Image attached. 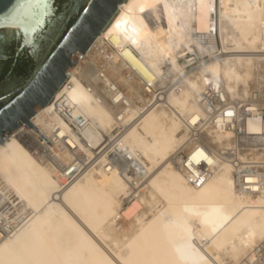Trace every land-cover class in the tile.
Listing matches in <instances>:
<instances>
[{"label":"bare ground","instance_id":"obj_1","mask_svg":"<svg viewBox=\"0 0 264 264\" xmlns=\"http://www.w3.org/2000/svg\"><path fill=\"white\" fill-rule=\"evenodd\" d=\"M195 51L215 56L157 93ZM263 63L264 0L121 4L32 127L0 145V264H228L224 255L264 264V191L238 190L231 168L215 171L200 147L189 170L172 162L196 131L210 148L230 145L231 133L198 99L209 87L244 101ZM55 102L72 123L84 119L81 135ZM41 145L64 164L78 155L93 161L65 186L66 173ZM112 154L135 160V170L108 167ZM199 162L207 172L194 168Z\"/></svg>","mask_w":264,"mask_h":264},{"label":"built area","instance_id":"obj_2","mask_svg":"<svg viewBox=\"0 0 264 264\" xmlns=\"http://www.w3.org/2000/svg\"><path fill=\"white\" fill-rule=\"evenodd\" d=\"M257 76V84L252 87L244 101L230 100L223 97L219 90L209 87L201 94L198 104L206 110L211 123L220 124L222 130L231 133L230 145L224 148H210L203 132L196 131L189 138V146L178 152L172 159L173 164L181 172L183 167L189 170L188 166L191 163L189 154L193 149L200 147L213 157L215 171L225 164L231 168L238 190L246 194H258L264 191V70L258 71ZM153 103L148 104L147 108ZM55 110L72 126L77 135H81L80 129H84L86 124L83 118H78L72 123L69 112L60 102L56 103ZM249 123H257L259 131L249 130ZM26 142L29 141L26 140ZM40 150L44 151L61 172L66 173L67 185L85 171L93 161V159L85 161L81 155H78L69 164H64L43 145ZM108 158V167L117 166L124 172L135 170L137 165L135 160L132 161L129 157L125 158L122 155L112 154ZM193 166L200 172H207L202 162ZM190 183L198 185L196 181H190ZM257 251L263 256L262 261H264V242Z\"/></svg>","mask_w":264,"mask_h":264},{"label":"water","instance_id":"obj_3","mask_svg":"<svg viewBox=\"0 0 264 264\" xmlns=\"http://www.w3.org/2000/svg\"><path fill=\"white\" fill-rule=\"evenodd\" d=\"M73 1L76 9L81 5L88 6L86 0ZM126 2L127 0H107L98 15L81 19L75 28H73V23L67 30L70 20L77 15L73 11L65 28L50 50L58 52L56 47L58 43L65 46L63 55L59 56L57 61L60 71L57 74L55 86L42 93L38 102L26 103L25 107L21 109L20 118L13 125H9L3 131H0V145H3L5 141L9 142L8 137L22 125L27 130L32 127L30 118L53 101L57 92L68 81L71 70L80 58L86 54L96 39L110 26L119 13V6ZM17 3L21 6L18 20L15 23L5 24L4 27L0 28V35L4 37V40L0 42V59L5 58L2 53L7 47L11 45L17 47L18 43L22 47V52L28 50L31 53L34 48H37L41 57H43L74 4L71 3V0H0V15ZM13 33H18V40L12 39ZM64 37H67V39L65 40ZM3 67L4 64H0V73ZM35 68L36 64L34 71ZM18 76V74H8L4 79L0 77V94L3 92L7 94L25 84L22 87L24 88L28 82V77L25 75Z\"/></svg>","mask_w":264,"mask_h":264},{"label":"snow or ice","instance_id":"obj_4","mask_svg":"<svg viewBox=\"0 0 264 264\" xmlns=\"http://www.w3.org/2000/svg\"><path fill=\"white\" fill-rule=\"evenodd\" d=\"M87 7L81 5L76 9L77 20L74 21L73 28H75L81 19H87L89 16L98 15L102 7L107 3V0H86ZM20 4L8 9L4 14L0 15V28L5 24L15 23L19 18ZM18 33L12 34V39L18 40ZM66 40L67 37H64ZM4 37L0 35V42ZM58 52L48 51L41 57L40 51L34 48L28 55L35 62V71L31 72L30 79L26 86L22 89H17L12 92L10 96L0 95V131H3L7 126L13 125L16 120L20 118L21 109L26 103L38 102L40 95L49 88L55 86L57 74L60 71V66L57 63L59 56L64 53V45L57 44ZM22 52V47L17 45L15 53L17 57Z\"/></svg>","mask_w":264,"mask_h":264},{"label":"rangeland","instance_id":"obj_5","mask_svg":"<svg viewBox=\"0 0 264 264\" xmlns=\"http://www.w3.org/2000/svg\"><path fill=\"white\" fill-rule=\"evenodd\" d=\"M75 8V4L73 5L70 13L68 14L66 20L64 21L63 25L61 26V28L59 29V31L57 32L56 36L54 37L53 41L51 42L50 46L48 47L47 51L48 52L49 50L52 49V47L54 46V44L56 43L57 39L59 38L60 34L62 33L63 29L65 28L67 22L69 21L72 13H73V10ZM219 42V41H218ZM45 52V53H46ZM215 56V54H212V55H209V56H204L202 57L200 53H198L197 51H195L194 53L188 55L187 57L181 59L179 61L178 64L175 65V67L173 68V73L175 75V79L167 86H165L163 89H160L157 93L159 92H168L170 91V89L172 88V85L174 83H176V81L180 80L183 76H186L187 74H190L196 70H198L199 68H201L205 63H208V61H210L213 57ZM194 59L193 61H190ZM186 74V75H184ZM25 85V84H24ZM23 85V86H24ZM21 86V87H23ZM116 139V136L114 135V140ZM182 151V150H181ZM180 152V151H179ZM113 153V152H112ZM175 156V155H174ZM173 156V158H174ZM173 162V161H172ZM67 185V184H65ZM131 201V198H129L127 201H125V207H128L130 205V201ZM147 200V199H146ZM144 205V204H143ZM141 205V206H143ZM148 206H146V208L144 209L145 211L143 212H146L147 210V213L149 215L150 213V207L147 208ZM144 208V206L142 207ZM256 253V252H255ZM256 255V254H255ZM223 258L227 261L228 264H243V262H246V256L244 258H240V259H231V258H228L227 256H223ZM245 261H244V260ZM237 260V261H236ZM239 261V262H238ZM230 262V263H229ZM242 262V263H240Z\"/></svg>","mask_w":264,"mask_h":264},{"label":"trees","instance_id":"obj_6","mask_svg":"<svg viewBox=\"0 0 264 264\" xmlns=\"http://www.w3.org/2000/svg\"><path fill=\"white\" fill-rule=\"evenodd\" d=\"M76 19H77V15L70 20V22L67 26V30L71 27V25L74 23V21ZM67 30L65 31V33L67 32ZM65 33L63 34V36L65 35ZM62 37H61V39H62ZM15 49H16L15 45H11V46L7 47V49H6L9 60L5 63V67H4L3 73L1 75V79H4L8 72L13 71V75L14 74H18V75L24 74L26 77H28L27 80H29V78L31 76V72L34 71V66L29 68V66L32 64V62L27 57V55H25V54L16 58L15 57Z\"/></svg>","mask_w":264,"mask_h":264},{"label":"flooded vegetation","instance_id":"obj_7","mask_svg":"<svg viewBox=\"0 0 264 264\" xmlns=\"http://www.w3.org/2000/svg\"><path fill=\"white\" fill-rule=\"evenodd\" d=\"M71 3L72 4H75V2L73 1V0H71ZM71 4V5H72ZM74 12H75V14H77L76 13V8H74V10H73ZM18 45H19V43H18ZM28 53H29V51L28 50H25V51H23L19 56H21V55H27V57L31 60V62H32V64L29 66V68H31L32 66H35V62L31 59V57L28 55ZM3 55H4V59H0V64H4V67H5V63L9 60V57H8V55H7V52H6V50L4 51V53H2ZM18 56V57H19ZM15 57L17 58V55H16V53H15ZM4 67H3V69H2V71H1V73H0V77H1V75H2V73H3V70H4ZM8 74H10V75H13V71H10V72H8L6 75H8ZM15 75V74H14ZM21 75H24V74H21ZM21 75H19L18 77H20ZM17 81V80H16ZM16 83V82H15ZM22 87H20V88H16V89H13L11 92H9V93H7V94H4V92L2 93V94H0V95H3V96H10L11 94H12V92H15L17 89H21Z\"/></svg>","mask_w":264,"mask_h":264}]
</instances>
